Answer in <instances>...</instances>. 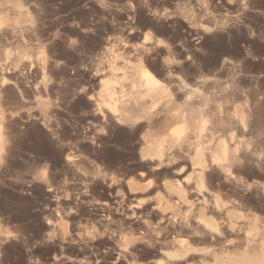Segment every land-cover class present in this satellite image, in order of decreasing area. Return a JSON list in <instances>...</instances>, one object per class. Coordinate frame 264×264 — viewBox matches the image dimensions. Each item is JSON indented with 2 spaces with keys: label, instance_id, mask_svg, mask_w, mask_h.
Segmentation results:
<instances>
[{
  "label": "rangeland",
  "instance_id": "374dc122",
  "mask_svg": "<svg viewBox=\"0 0 264 264\" xmlns=\"http://www.w3.org/2000/svg\"><path fill=\"white\" fill-rule=\"evenodd\" d=\"M125 73L248 101L200 139L164 101L120 122ZM0 83V264L264 262V0H0Z\"/></svg>",
  "mask_w": 264,
  "mask_h": 264
},
{
  "label": "bare ground",
  "instance_id": "6f19581e",
  "mask_svg": "<svg viewBox=\"0 0 264 264\" xmlns=\"http://www.w3.org/2000/svg\"><path fill=\"white\" fill-rule=\"evenodd\" d=\"M169 65V64H168ZM222 67V66H221ZM168 68V67H167ZM142 72V71H141ZM126 74V73H125ZM133 74V73H132ZM141 76H135L134 75H130V74H126V75H122V77H120L119 79V86L118 88H114L112 87V83L114 82V79H116L115 81L118 80L117 77L111 79V85L108 84V86L110 85V87H108L107 85H105L104 87H106L104 90L102 89L100 94L101 95V99L99 98V100L101 102H99L100 104H102L103 101H105L106 103H108V105H110V108L112 109V111L114 112V116L119 119V121L121 120L122 122L125 123H131V121L134 120L135 117H137V115H139L141 112L145 111V109L147 108L149 101L150 102H154L157 103L158 101H164V108H165V112L163 111L162 113H164L163 115V119H162V124H167L168 122L171 121H183V122H188L189 124H191V128H190V134H192L193 137L198 136L200 133H197V124L198 122H208L210 125V128L215 130H225L226 126L228 125L229 120L231 121L234 117H228V112L227 110H230L231 106H234L235 102H240L241 99H246V96L244 98H241L240 95H237L235 93V91H233V89L228 88L229 86L225 85L224 83L218 81V80H208V79H202L199 80L198 82L200 83V87L203 88V92H198L199 87H197L196 89H198L196 91V89L194 90L192 86H190L191 89H189L188 87H185L183 85V82L180 83V81L177 79L176 81H178L177 86L175 85L174 88L177 87V91L182 95L185 96V98L183 99L181 106H175L170 100L165 99L164 100V92L165 89L159 84L157 83L158 81L155 80L149 76V74H140ZM171 76V75H170ZM154 77V76H153ZM200 77V76H199ZM168 78V77H167ZM172 78V77H171ZM190 78V77H189ZM198 78V77H197ZM204 78V76L202 77ZM222 78V77H221ZM175 79V78H174ZM186 79V78H185ZM195 79V78H194ZM227 79V78H226ZM165 80V79H164ZM163 80V81H164ZM169 80V79H168ZM167 80V81H168ZM173 80V79H172ZM220 80V79H219ZM166 81V82H167ZM171 81V80H170ZM175 81V80H174ZM172 81V82H174ZM187 81V80H186ZM193 81V80H192ZM196 81V80H195ZM225 81V80H223ZM234 81V80H233ZM227 82V81H226ZM118 83V82H117ZM116 83V84H117ZM176 83V82H175ZM190 83V82H189ZM198 83V84H199ZM1 84V83H0ZM159 84V85H158ZM163 84V82H162ZM193 84V83H191ZM118 85V84H117ZM195 85V84H194ZM243 86V85H242ZM103 87V88H104ZM125 87V88H124ZM135 87H138L137 90H135ZM234 88L237 89L236 86H233ZM232 87V88H233ZM245 85L243 86L244 89ZM173 88V90H174ZM239 88V87H238ZM246 88V87H245ZM134 89V90H133ZM176 90V89H175ZM238 90V89H237ZM240 90V89H239ZM247 90V89H246ZM103 91V92H102ZM196 91V92H195ZM202 91V90H201ZM243 91V90H241ZM193 92V93H192ZM238 92V91H236ZM177 93V92H176ZM212 96L211 98L209 97V94ZM189 94V95H188ZM193 95V98L191 95ZM238 94H240L238 92ZM179 95V94H178ZM218 97L217 99L215 98V96ZM242 95V94H241ZM244 95H245V91H244ZM252 95V94H251ZM181 96V95H180ZM214 96V97H213ZM240 98H239V97ZM175 97V95H174ZM182 97V96H181ZM176 98V97H175ZM174 98V99H175ZM240 99V101H239ZM181 100V99H180ZM179 100V101H180ZM247 100V99H246ZM244 101V100H243ZM248 101V100H247ZM98 102V101H97ZM251 102V101H250ZM159 103V102H158ZM241 103V102H240ZM247 103V102H246ZM97 105V104H96ZM160 105V103H159ZM230 105V106H229ZM242 105V104H241ZM248 105V104H246ZM254 105V104H253ZM252 105V106H253ZM103 106V104H102ZM250 106V104L248 105ZM247 106V107H248ZM255 106V105H254ZM257 106V104H256ZM100 107V106H99ZM161 107V106H160ZM101 108V107H100ZM104 108V107H103ZM102 108V109H103ZM106 108H109L108 106ZM156 108V107H155ZM154 109V108H153ZM158 109V108H157ZM251 109V108H250ZM254 109V108H253ZM101 110V109H100ZM155 110V109H154ZM111 112V111H110ZM227 114V117H224L223 115ZM223 114V115H222ZM111 115V114H110ZM140 116V115H139ZM226 116V115H225ZM233 116V115H232ZM236 117V116H235ZM115 118V119H116ZM237 118V117H236ZM235 120L238 121V118ZM114 119V117H113ZM229 119V120H228ZM117 121V120H116ZM120 121V122H121ZM234 121V119H233ZM235 121V122H236ZM115 122V121H114ZM239 122V121H238ZM225 123H227V125H225ZM234 123V122H233ZM204 124V123H203ZM237 124V123H236ZM240 124V123H239ZM133 125V124H132ZM202 125V124H201ZM229 125H231L229 123ZM235 125V124H234ZM241 125V124H240ZM225 126V128L223 129V127ZM203 127V126H202ZM234 127V126H233ZM232 127V129H233ZM235 127L237 128V126L235 125ZM241 128V126H238V128ZM201 128V127H200ZM230 128V127H229ZM141 129V128H139ZM231 129V130H232ZM134 130V129H133ZM201 130V129H200ZM203 130V129H202ZM202 130H201V134H202ZM139 131V130H138ZM204 131V130H203ZM229 131V130H228ZM136 132V130H135ZM199 132V131H198ZM205 132V131H204ZM207 132V131H206ZM218 132V131H217ZM223 132V131H222ZM219 133V132H218ZM221 133V132H220ZM161 135L165 134V131L161 130L160 132ZM185 134V133H184ZM160 135V136H161ZM204 135V133H203ZM225 135V134H223ZM182 136V135H181ZM179 136V138L181 137ZM222 136V133L221 135ZM163 137V136H162ZM161 137V140H162ZM188 135L185 134L183 135L181 140H187L188 139ZM199 137V136H198ZM207 137V136H206ZM209 137V136H208ZM224 137V136H222ZM138 138V137H137ZM225 138V137H224ZM153 139V138H152ZM157 139V138H156ZM155 139V140H156ZM164 139V138H163ZM190 139V138H189ZM200 139V137L198 138ZM160 140V139H157ZM166 140V139H165ZM180 140V139H179ZM152 141V140H151ZM140 142V141H139ZM142 142V141H141ZM149 142V141H148ZM154 142V141H153ZM167 142V140H166ZM178 142V141H177ZM180 142V141H179ZM193 143V141H191ZM144 143V142H142ZM190 144V142H189ZM198 144V143H197ZM162 146V145H161ZM196 147V146H195ZM199 148V145L198 147ZM160 149V148H159ZM163 149V147H162ZM161 150V149H160ZM160 150H157L160 151ZM240 151V150H239ZM244 151V150H243ZM161 152V151H160ZM162 153V152H161ZM160 153V155H161ZM165 154H167L166 152H164ZM163 153V154H164ZM241 153V152H240ZM242 154V153H241ZM158 155V154H157ZM156 155V156H157ZM214 160L216 161V167L220 170H224L226 168V166H228V161L226 162L227 158L229 160H231V158L233 159L235 157V153L232 152L230 153V151L228 150L227 147H223V150L221 151L220 154L215 155L214 156ZM158 158V157H156ZM159 159V158H158ZM164 159V158H163ZM239 159V157H238ZM162 160V159H161ZM159 159V161H161ZM234 160V159H233ZM164 162V161H163ZM234 162H236V160H234ZM202 163V162H201ZM228 163V164H227ZM194 168V167H193ZM199 170V169H198ZM226 177V176H225ZM228 178V177H227ZM198 181V180H197ZM209 181V180H208ZM214 181V180H213ZM200 182V180H199ZM199 184V183H198ZM200 185V184H199ZM210 185V184H209ZM212 187V186H211ZM210 187V188H211ZM198 190V189H197ZM198 192V191H196ZM195 192V193H196ZM200 193V191H199ZM207 194V193H206ZM199 196V194H197ZM201 196V195H200ZM202 197V196H201ZM204 199V195L203 198H201L200 200ZM197 204V203H196ZM209 206V205H208ZM183 223V222H182ZM185 224V223H184ZM211 230V229H210ZM209 231V230H207ZM214 231V230H212ZM215 233V232H214ZM213 233V235H214ZM218 234V233H217ZM207 235V234H206ZM210 235V234H209ZM208 236V235H207ZM210 238V237H209ZM245 256V255H244ZM243 259V258H242ZM247 261V260H246ZM256 261V260H255ZM254 261V262H255ZM258 264H264V262L259 261Z\"/></svg>",
  "mask_w": 264,
  "mask_h": 264
}]
</instances>
